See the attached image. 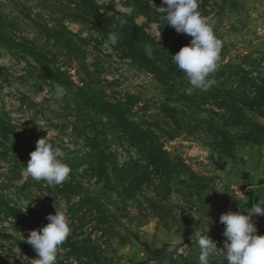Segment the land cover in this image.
<instances>
[{"label": "rangeland", "instance_id": "374dc122", "mask_svg": "<svg viewBox=\"0 0 264 264\" xmlns=\"http://www.w3.org/2000/svg\"><path fill=\"white\" fill-rule=\"evenodd\" d=\"M93 1L94 8L83 0H0V264H34L39 257L26 238L56 207L71 227L58 264H200L206 222V235L222 249L220 215L247 214L264 199V0H199L222 47L214 85L196 94L206 103L188 108V82L173 74L158 81L95 29L128 31L170 56L153 21L161 0ZM63 36L71 39L66 46ZM34 47L39 63L29 53ZM42 64L75 82L90 76L106 98L124 103L128 125L76 106L68 92L58 95V77ZM87 119L103 154L89 153L79 133ZM141 131L164 153L135 147L131 135ZM48 132L71 168L58 186L26 170ZM93 159L103 166L91 167ZM252 219L264 235V216ZM219 251L209 264H221Z\"/></svg>", "mask_w": 264, "mask_h": 264}, {"label": "clouds", "instance_id": "9594fccd", "mask_svg": "<svg viewBox=\"0 0 264 264\" xmlns=\"http://www.w3.org/2000/svg\"><path fill=\"white\" fill-rule=\"evenodd\" d=\"M156 10L162 14L166 24L172 26L178 34L191 37L190 43L171 55V60L176 68L185 74L191 86L190 90L207 92L215 83L211 75L217 68V59L222 47L213 30L214 21L201 14L199 0H161V6ZM159 39L160 36L157 41ZM108 41L111 45H116L117 34L110 33ZM145 51L150 58L151 45H148ZM56 92L63 95L66 90L57 86ZM29 155L26 170L33 180L44 181L49 186H58L69 177L71 168L62 159L61 150L49 142V132L46 138L36 141V147ZM250 188L253 190L251 186ZM262 205L264 199H258L250 208L243 207L247 214L229 210L220 215L219 222L225 226L222 232L225 237L222 249L206 235L207 221L204 232L198 235L200 264H209V258L216 254L217 249L220 250L221 264L225 261L226 264H264V235L258 234L252 219L254 215L264 216ZM46 219L47 224L31 230L26 238V242L39 257L34 260V264H58V250L71 232L66 213L57 207L55 213H49Z\"/></svg>", "mask_w": 264, "mask_h": 264}, {"label": "trees", "instance_id": "16d2710c", "mask_svg": "<svg viewBox=\"0 0 264 264\" xmlns=\"http://www.w3.org/2000/svg\"><path fill=\"white\" fill-rule=\"evenodd\" d=\"M83 2L86 3L87 6L90 8H94L95 2L93 0H83ZM133 4L135 6L140 5V0H132ZM91 11V10H90ZM153 21L156 23L159 35L161 38L166 40L167 42V50L168 54L170 56H160L159 52L154 46H152V55L149 58V56L146 54V47L148 44H146L144 41H140L139 39H136L129 33L128 31L123 32L122 36H118V42L120 44V47H122L121 51L123 53H126V56L132 59L133 61L139 63L142 67H144L147 71L153 74L157 78L158 81H162V75L164 74H173L175 77H179L182 79V81L188 82L185 74L182 73L179 69L176 68V66L172 63L171 60V55H174L176 52L180 50L182 46L185 45V39L180 37L178 38V34L175 31V29L166 24V20L163 19L162 14H160L158 11H153ZM126 19L129 20V18L126 17ZM132 23V27L134 30L139 29L140 27L134 23L133 21L129 20ZM96 24V22H94ZM99 25V24H98ZM96 31L99 33H102L103 35H109L111 32L109 26L104 27L103 25L100 24V26L95 27ZM70 32H67L68 34ZM72 34V33H70ZM146 35V34H145ZM147 36V35H146ZM63 45H67V43L71 42V39H67V36H63ZM108 43L111 45V43L108 41ZM162 53V50H159ZM30 55L33 57V61L35 63L38 62L37 56L41 55V51L37 48H33V50H30ZM48 62V59H47ZM49 63V62H48ZM42 70L46 75H52L55 78L53 83L56 86H61L63 87L66 92H68L70 95L74 97V102L76 106H79L86 110L87 112L96 114L98 116H101L107 120V122L115 121V124L120 123V125H128V118L123 114L122 108L124 106V103L120 99H114L113 101L111 99H108L104 96V88L101 86L98 82H93L92 78L88 76L87 79H82L79 82H75L73 79L70 77L64 75L65 73H62L60 68H53L55 70V74L52 73L50 69V64H42ZM161 74V75H160ZM188 85V84H187ZM190 89L191 86H188ZM198 92H201L200 90H193L192 94L190 95V98H188V94L186 92V99L185 101H189V104L184 106V108H188L192 106L197 99ZM218 98H212V103H216ZM199 100H196L195 103H206L202 98ZM204 101V102H203ZM88 120V121H87ZM84 120V123L82 122L83 120L79 121L82 122L84 125H82L83 128L79 132L82 134V136L87 139V147L89 149V153L93 152L95 154H103V148H101L99 142L96 140L97 138V128L94 126L95 124L93 121L90 119ZM87 121V123H85ZM133 122V121H132ZM131 124V123H130ZM78 127V125L76 126ZM75 127V128H76ZM87 129V130H85ZM219 133V132H218ZM131 143H135V147H137L140 151L141 150H158L161 153H164L163 147L159 145V142L157 139L153 140L150 139L148 140L147 138L144 137L143 132L141 131V136L136 135L133 133L130 138ZM91 167H96L99 165H102L99 161L93 159L92 163L90 164ZM103 166V165H102Z\"/></svg>", "mask_w": 264, "mask_h": 264}]
</instances>
